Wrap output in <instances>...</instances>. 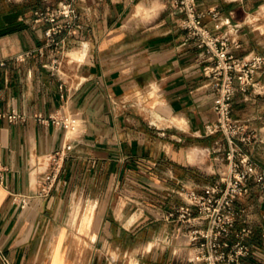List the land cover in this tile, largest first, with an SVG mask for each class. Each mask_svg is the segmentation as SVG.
<instances>
[{"label": "crops", "instance_id": "1", "mask_svg": "<svg viewBox=\"0 0 264 264\" xmlns=\"http://www.w3.org/2000/svg\"><path fill=\"white\" fill-rule=\"evenodd\" d=\"M59 1L0 0V113L22 116L0 117V251L12 264H111L110 252L181 264L145 242L170 229L162 215L183 203L179 184L203 192L224 166V138L202 131L216 117L203 73L210 60L185 40L169 0H74L76 17L68 25L58 20L61 62L51 70L49 23L33 19ZM197 4L241 25L231 33L241 44L237 54L264 55V0ZM259 82V92L234 94L232 115L251 136L244 151L264 173V73ZM50 113L69 116L70 125L38 120ZM67 143L53 189L37 196L44 155ZM12 193L29 196L25 207ZM88 206L77 226L89 239L75 256L68 237ZM234 206L243 212L228 239L248 228L241 240L252 247L240 264H264V188L248 180Z\"/></svg>", "mask_w": 264, "mask_h": 264}, {"label": "built area", "instance_id": "2", "mask_svg": "<svg viewBox=\"0 0 264 264\" xmlns=\"http://www.w3.org/2000/svg\"><path fill=\"white\" fill-rule=\"evenodd\" d=\"M73 3L74 0H60L55 6L34 11V24L49 23L43 36L46 45L52 46L54 55L50 69L54 71L61 62L56 54L62 52V43L54 37L63 27L58 20L63 19L67 25L71 23L76 17ZM168 5L178 14L177 26L184 32L185 40L203 49L210 60L203 73L209 78L213 92L212 108L216 117L205 122L202 131L205 135L221 134L226 148L220 157L224 166H217L213 171L216 180L206 186L203 192L187 184H179L176 192L183 203L164 211L162 218L172 225L162 236L153 238L152 245L169 249L171 256L181 264H240L241 257L250 254L252 247L241 240L243 234L249 231L248 228H241L235 233V241L228 239L243 212L236 209L234 203L246 193L248 180L264 188V173L256 168L251 156L243 149L251 136L232 115V98L237 91L261 90L259 78L264 73V55L251 52L237 54L241 44L231 33L241 25L231 22L229 17H222L216 6L202 10L197 0H169ZM222 28L228 30L221 31ZM1 65L3 62H0ZM2 116L8 121L22 118L15 112L0 113ZM38 120L62 128L70 125L69 116L56 113ZM71 148V144L67 143L44 155L37 196L46 197L50 194ZM28 198V195L21 193L11 194V200L20 208L25 207ZM261 238L264 245V225ZM0 263L12 264L1 251Z\"/></svg>", "mask_w": 264, "mask_h": 264}, {"label": "rangeland", "instance_id": "3", "mask_svg": "<svg viewBox=\"0 0 264 264\" xmlns=\"http://www.w3.org/2000/svg\"><path fill=\"white\" fill-rule=\"evenodd\" d=\"M264 14V12H263ZM82 211H85V214L88 213L89 211V206L85 209H79L75 218V221L73 223V230L71 235L68 237V242L70 243V246L72 248V253L75 256H78L81 254L79 248L81 247L82 244H85L88 239H89V235H88V230L85 227H81V229H78L77 223H78V216L82 215ZM90 222V220H89ZM83 230V231H82ZM146 246H148L149 244L152 245L153 244V239L148 240V242H145ZM108 257H110V260H113L114 262L111 264H131L132 262L134 263H138V264H142L140 261L138 262L134 256V252H121L120 254H117L116 252H110L108 255ZM102 259H105V257L103 256ZM140 260L143 262V264H149L148 262V257L145 255L144 257L140 258ZM150 264H155L154 262H151Z\"/></svg>", "mask_w": 264, "mask_h": 264}, {"label": "bare ground", "instance_id": "4", "mask_svg": "<svg viewBox=\"0 0 264 264\" xmlns=\"http://www.w3.org/2000/svg\"><path fill=\"white\" fill-rule=\"evenodd\" d=\"M75 213H76V212H75ZM75 213H74V214H75ZM75 216H76V215H75ZM81 225H82V224H81ZM81 225H80V226H81ZM82 227H83V226H82ZM79 228H80V227H79ZM82 231H83V230H82Z\"/></svg>", "mask_w": 264, "mask_h": 264}]
</instances>
